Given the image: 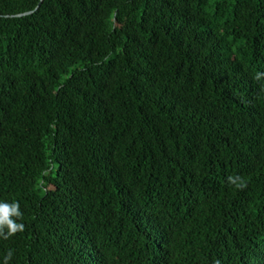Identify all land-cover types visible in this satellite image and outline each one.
Segmentation results:
<instances>
[{
    "label": "trees",
    "instance_id": "trees-1",
    "mask_svg": "<svg viewBox=\"0 0 264 264\" xmlns=\"http://www.w3.org/2000/svg\"><path fill=\"white\" fill-rule=\"evenodd\" d=\"M40 1L0 0V264H264V0Z\"/></svg>",
    "mask_w": 264,
    "mask_h": 264
},
{
    "label": "clouds",
    "instance_id": "clouds-1",
    "mask_svg": "<svg viewBox=\"0 0 264 264\" xmlns=\"http://www.w3.org/2000/svg\"><path fill=\"white\" fill-rule=\"evenodd\" d=\"M253 78L257 81L264 79V72H257ZM228 182L237 190H243L247 187L246 180L239 174L229 176ZM22 221L23 213L20 211V204L18 201H13L11 203L0 201V237L7 240L17 232H23L25 230V224ZM12 255V251L8 250L4 257V264H8ZM213 264H221V262L217 259Z\"/></svg>",
    "mask_w": 264,
    "mask_h": 264
},
{
    "label": "water",
    "instance_id": "water-1",
    "mask_svg": "<svg viewBox=\"0 0 264 264\" xmlns=\"http://www.w3.org/2000/svg\"><path fill=\"white\" fill-rule=\"evenodd\" d=\"M42 1V0H41ZM41 1H40V3H41ZM39 3V4H40ZM39 6V5H38ZM30 12H26V13H22V14H19L18 16H22V15H25V14H29Z\"/></svg>",
    "mask_w": 264,
    "mask_h": 264
}]
</instances>
